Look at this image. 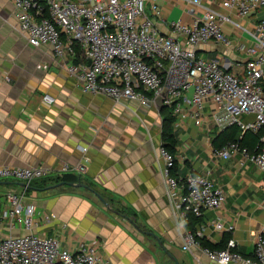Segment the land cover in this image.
Returning a JSON list of instances; mask_svg holds the SVG:
<instances>
[{
    "label": "crops",
    "instance_id": "1",
    "mask_svg": "<svg viewBox=\"0 0 264 264\" xmlns=\"http://www.w3.org/2000/svg\"><path fill=\"white\" fill-rule=\"evenodd\" d=\"M157 1L162 14L155 22L162 33H170L173 20L195 17L190 0ZM221 2L202 0L204 6L230 14L248 29L264 19V8L242 18ZM197 11L203 13L201 8ZM148 12L151 15L149 6ZM224 31L230 44L210 41L198 48V54L241 73L244 57L235 46L253 42L252 36L230 22ZM66 63L47 46L31 45L19 28L12 0H0V165L50 170L25 192V201L36 207L33 231L56 237L72 250L82 241L96 243L110 264H217L200 247L183 248L185 231L203 225L199 239L216 248L234 239L239 252L252 255L264 230V170L240 151L227 159L215 153L213 138L227 126L208 122L198 126L188 118L172 130L176 174H207L226 191L222 208L205 210L192 217L193 224H183V211L166 195L160 109L141 112L137 102L116 103L86 93L69 75ZM46 93L55 98L53 104L43 100ZM67 174L77 178L73 183L98 191L106 202L90 189L63 181ZM23 187L21 181L0 179V239L27 233L20 222L11 227L2 218L6 194L22 192ZM46 214L50 221L44 219ZM216 218L234 223L235 230H215Z\"/></svg>",
    "mask_w": 264,
    "mask_h": 264
},
{
    "label": "built area",
    "instance_id": "2",
    "mask_svg": "<svg viewBox=\"0 0 264 264\" xmlns=\"http://www.w3.org/2000/svg\"><path fill=\"white\" fill-rule=\"evenodd\" d=\"M14 15L21 32L34 46H47L58 60H67V71L86 93L103 95L116 103L137 102L142 108L162 105L175 117L176 130L191 118L198 126L213 123L219 127L237 124L242 133L259 134L256 150L250 151L239 142H231L215 151L222 158L242 152L264 170V19L248 29L225 14L190 0L195 17L170 23V33H162L155 22L162 11L157 0H12ZM224 8L239 17H249L264 8V0H222ZM149 10L151 12H148ZM203 7V8H202ZM201 8L203 13L198 14ZM232 23L251 34L253 42L236 43L244 57L241 73L230 65L205 59L198 48L210 41L230 44L224 24ZM5 79L10 81L9 76ZM164 91L166 92L165 94ZM43 100L53 104L55 98L46 93ZM161 112V109H160ZM86 150V148H83ZM166 195L183 211L182 223L205 210L220 209L226 202V191L203 173L185 177L172 174L176 156L165 146ZM68 168H65L67 171ZM50 173L44 166L0 165V179L24 183L22 192L6 194L7 205L2 218L14 227L20 222L27 233L0 239V264H110L96 243L82 241L77 249L64 247L52 236L34 232L36 207L25 201L32 182ZM44 219L50 221L49 215ZM217 231L233 232L232 222L213 219ZM203 225L187 229L183 248L200 247L217 264H264V236L257 238L252 255L236 249L230 239L223 248L210 249L200 244Z\"/></svg>",
    "mask_w": 264,
    "mask_h": 264
},
{
    "label": "trees",
    "instance_id": "3",
    "mask_svg": "<svg viewBox=\"0 0 264 264\" xmlns=\"http://www.w3.org/2000/svg\"><path fill=\"white\" fill-rule=\"evenodd\" d=\"M161 114L163 115V132H164V139L166 141L165 147L176 156L177 151V141L172 134L173 128V121L175 120V117L171 113L170 109L167 107H163L161 109ZM239 142L242 147H246L248 150L253 151L256 150L259 144V134L254 133L253 131H245L242 133L240 127L237 124H231L218 132H216L214 138H213V144L214 146L219 149L223 146L231 143V142ZM176 165H177V158L175 162V167L172 170V174L177 176L176 174ZM63 181H66L68 183L76 182L77 178L75 176H72V174H67L63 176ZM193 216H191L188 224H193ZM192 219V220H191ZM262 235L264 236V230H262ZM201 246L207 247L210 249H216L215 246H213L208 240L205 238L199 239ZM225 247V246H224ZM223 248V247H220Z\"/></svg>",
    "mask_w": 264,
    "mask_h": 264
},
{
    "label": "water",
    "instance_id": "4",
    "mask_svg": "<svg viewBox=\"0 0 264 264\" xmlns=\"http://www.w3.org/2000/svg\"><path fill=\"white\" fill-rule=\"evenodd\" d=\"M166 92L164 91L163 94H165ZM162 101H163V97L162 96H159L156 100L157 102V105L160 107V109L163 108V105H162ZM64 183V182H62ZM70 185H73V186H79V187H85L87 189H90L98 198H100L102 201L106 202L105 198L96 190H94L91 186L87 185V184H84L82 182H78V183H70ZM120 213V212H119Z\"/></svg>",
    "mask_w": 264,
    "mask_h": 264
},
{
    "label": "rangeland",
    "instance_id": "5",
    "mask_svg": "<svg viewBox=\"0 0 264 264\" xmlns=\"http://www.w3.org/2000/svg\"><path fill=\"white\" fill-rule=\"evenodd\" d=\"M238 68H239V66H238ZM138 111H141V112H142V111H147V109H145V108L141 109V108H140V110H138ZM159 117H160V116H159Z\"/></svg>",
    "mask_w": 264,
    "mask_h": 264
}]
</instances>
